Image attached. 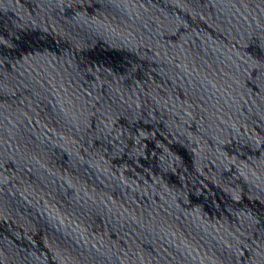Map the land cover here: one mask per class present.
Masks as SVG:
<instances>
[{"label": "water", "instance_id": "95a60500", "mask_svg": "<svg viewBox=\"0 0 264 264\" xmlns=\"http://www.w3.org/2000/svg\"><path fill=\"white\" fill-rule=\"evenodd\" d=\"M0 264H264V0H0Z\"/></svg>", "mask_w": 264, "mask_h": 264}]
</instances>
